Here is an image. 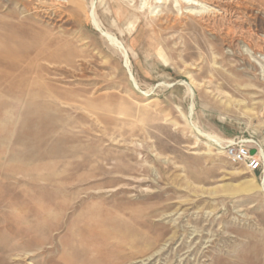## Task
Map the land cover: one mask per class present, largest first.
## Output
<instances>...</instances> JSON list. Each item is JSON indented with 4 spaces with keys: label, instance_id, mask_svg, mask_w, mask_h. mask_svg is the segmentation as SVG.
I'll list each match as a JSON object with an SVG mask.
<instances>
[{
    "label": "rangeland",
    "instance_id": "rangeland-1",
    "mask_svg": "<svg viewBox=\"0 0 264 264\" xmlns=\"http://www.w3.org/2000/svg\"><path fill=\"white\" fill-rule=\"evenodd\" d=\"M215 1L0 0V264H264V0Z\"/></svg>",
    "mask_w": 264,
    "mask_h": 264
},
{
    "label": "built area",
    "instance_id": "built-area-1",
    "mask_svg": "<svg viewBox=\"0 0 264 264\" xmlns=\"http://www.w3.org/2000/svg\"><path fill=\"white\" fill-rule=\"evenodd\" d=\"M255 149L253 155L250 150ZM259 147L248 144L245 140L233 138L227 140L223 146L224 155L235 164H245L249 171H256L261 168L262 158Z\"/></svg>",
    "mask_w": 264,
    "mask_h": 264
},
{
    "label": "bare ground",
    "instance_id": "bare-ground-1",
    "mask_svg": "<svg viewBox=\"0 0 264 264\" xmlns=\"http://www.w3.org/2000/svg\"><path fill=\"white\" fill-rule=\"evenodd\" d=\"M181 3H186L187 5H196L197 6V2H202V3H210V4H214V2H216L215 0H180ZM92 3V2H91ZM217 3V2H216ZM191 14V13H190ZM94 15V14H93ZM90 16V15H89ZM92 19V18H91ZM94 22V21H93ZM96 25V24H95ZM97 26V25H96ZM101 31L103 32L104 30L101 28ZM103 35H105L106 37L110 38V41H112L111 43H113V45L115 47H119V44L117 42V39L116 37L110 35L108 32H103ZM189 85V84H188ZM190 92V91H189ZM191 93V92H190ZM198 130V129H197ZM201 132V131H200ZM199 135L201 136H204L207 140L209 141H212L214 143L217 142V140L215 139V137H212L210 134H205L204 132L203 133H199ZM264 144V142H263ZM222 146V145H221ZM221 149H223V146L221 147ZM259 151L262 152V149H260ZM264 155V154H263ZM73 260L75 261H79V259H82L80 255H77L76 256H73L72 257ZM151 258L150 257H147V258H144V259H141L139 260L137 263H140V264H149L150 263V260Z\"/></svg>",
    "mask_w": 264,
    "mask_h": 264
},
{
    "label": "water",
    "instance_id": "water-1",
    "mask_svg": "<svg viewBox=\"0 0 264 264\" xmlns=\"http://www.w3.org/2000/svg\"><path fill=\"white\" fill-rule=\"evenodd\" d=\"M255 153V149L250 150V154L253 155Z\"/></svg>",
    "mask_w": 264,
    "mask_h": 264
}]
</instances>
